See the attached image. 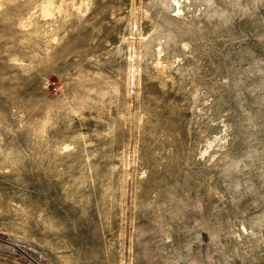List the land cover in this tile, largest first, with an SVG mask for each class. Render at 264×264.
<instances>
[{"label":"rangeland","instance_id":"1","mask_svg":"<svg viewBox=\"0 0 264 264\" xmlns=\"http://www.w3.org/2000/svg\"><path fill=\"white\" fill-rule=\"evenodd\" d=\"M0 264H264V0H0Z\"/></svg>","mask_w":264,"mask_h":264}]
</instances>
